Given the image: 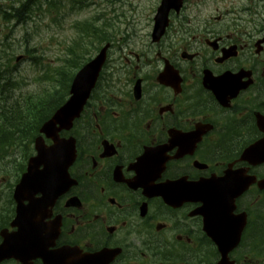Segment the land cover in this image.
<instances>
[{
	"label": "flooded vegetation",
	"instance_id": "flooded-vegetation-1",
	"mask_svg": "<svg viewBox=\"0 0 264 264\" xmlns=\"http://www.w3.org/2000/svg\"><path fill=\"white\" fill-rule=\"evenodd\" d=\"M182 3L158 42L121 40L123 71L84 111L73 182L45 222L60 218L48 250L77 249L67 261L264 264V0ZM31 252L0 264H44Z\"/></svg>",
	"mask_w": 264,
	"mask_h": 264
},
{
	"label": "rangeland",
	"instance_id": "rangeland-1",
	"mask_svg": "<svg viewBox=\"0 0 264 264\" xmlns=\"http://www.w3.org/2000/svg\"><path fill=\"white\" fill-rule=\"evenodd\" d=\"M11 1L0 0V3L10 6L13 2L14 5L20 2V0ZM67 1L65 6L68 5ZM156 1L158 0H136L146 11L151 10ZM97 3L93 10L95 15L101 11L104 12L96 16L95 25L102 27L104 23H109L107 32L109 31L110 36L116 38L115 42L118 46L124 39V31L129 35L133 30L141 35L136 41L137 48H142L148 43L149 36L146 33L149 29V17L145 11H140L134 16L130 11H126V14H121L117 20L118 23L115 24L109 4L101 0ZM92 16L93 14L89 11L72 13L68 9L55 15L49 10L48 3L43 1L41 5L32 8L29 17L23 22L12 19L6 23L0 18V69L9 67L8 71L15 79L12 92L15 97L38 93L50 85L55 86V83L57 85L59 78L56 77V70L61 64L69 67L65 62L68 56L64 57L66 46L70 42L68 40L79 34L76 30L72 31L73 24ZM96 44L87 39L82 43L84 58L95 53ZM117 52L118 48H114L112 56H115ZM19 56L22 58L16 62L15 58ZM30 150L32 146L25 153L15 148L0 160V208L7 205L10 186L19 175L20 164L25 156L30 155Z\"/></svg>",
	"mask_w": 264,
	"mask_h": 264
},
{
	"label": "water",
	"instance_id": "water-1",
	"mask_svg": "<svg viewBox=\"0 0 264 264\" xmlns=\"http://www.w3.org/2000/svg\"><path fill=\"white\" fill-rule=\"evenodd\" d=\"M179 6L180 0H161L154 18L153 36L159 37L163 33L168 22L169 10L171 8L178 10ZM105 50L106 48H103L95 59L84 65L77 73L71 85L70 92L72 95L69 100L40 128V132L51 138L53 144L47 147L41 136L35 139L36 155L29 159L27 172L22 175L21 181L15 188L16 199L19 198V195L21 199L24 198L22 194L27 189L33 192L40 191L43 194V197L38 201V206L46 205L44 193L46 198H50V196L52 198V188L55 186L51 185L50 180L55 179L53 175L58 176L66 171L73 154L72 141L59 138L58 132L62 129H68L71 125V120L78 115L104 61ZM17 210L19 212V208ZM16 218L11 225L17 224L19 216ZM1 233L7 245L4 243L0 245V251H2L0 254L5 256V254L13 252L15 249L16 238L11 248H8L12 239L7 235L6 231L2 230Z\"/></svg>",
	"mask_w": 264,
	"mask_h": 264
},
{
	"label": "trees",
	"instance_id": "trees-1",
	"mask_svg": "<svg viewBox=\"0 0 264 264\" xmlns=\"http://www.w3.org/2000/svg\"><path fill=\"white\" fill-rule=\"evenodd\" d=\"M34 0H28L20 7L15 8L17 17L25 16L35 3ZM32 2V3H31ZM73 61H68V64L73 68ZM9 67L5 70H0V119L9 117V121L2 125L0 121V158L3 157L7 151V147L16 143V136H21L27 139L33 136L39 126L53 113V111L64 101L68 91L69 81L71 75L66 76V70L61 72L63 75L58 81L57 87L49 90H44L39 93H31L23 97L11 98L10 89L5 86L12 81L6 77Z\"/></svg>",
	"mask_w": 264,
	"mask_h": 264
}]
</instances>
